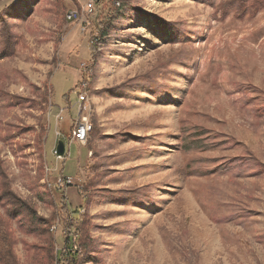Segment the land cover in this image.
I'll return each mask as SVG.
<instances>
[{
  "label": "rangeland",
  "instance_id": "obj_1",
  "mask_svg": "<svg viewBox=\"0 0 264 264\" xmlns=\"http://www.w3.org/2000/svg\"><path fill=\"white\" fill-rule=\"evenodd\" d=\"M88 1L0 0V261L264 264V0Z\"/></svg>",
  "mask_w": 264,
  "mask_h": 264
},
{
  "label": "built area",
  "instance_id": "obj_2",
  "mask_svg": "<svg viewBox=\"0 0 264 264\" xmlns=\"http://www.w3.org/2000/svg\"><path fill=\"white\" fill-rule=\"evenodd\" d=\"M102 3L109 4L116 10H120L122 7V0H90L85 5L81 6L80 9H74L66 14V21L77 22L80 21L82 17H88L95 15L99 5ZM80 101H84L83 97H80ZM92 131V125L86 117H81L72 129L71 137L68 142L71 144H78L84 146L87 142L89 134ZM60 135L56 134V137ZM56 161H62L63 157L57 156L56 152L53 154ZM68 179L63 182L59 181V184L65 183Z\"/></svg>",
  "mask_w": 264,
  "mask_h": 264
},
{
  "label": "trees",
  "instance_id": "obj_3",
  "mask_svg": "<svg viewBox=\"0 0 264 264\" xmlns=\"http://www.w3.org/2000/svg\"><path fill=\"white\" fill-rule=\"evenodd\" d=\"M4 23V21L3 20H1L0 19V31L1 30H3V27H2V24ZM166 35L167 36H169V34H167L166 33ZM93 46L91 47V49H90V56H91V58H93L94 56H95V51H96V42H94V44H92ZM3 54H4V52H3ZM3 58H4V55H3ZM89 71H90V65L88 64V66H86V72L87 73H89ZM93 133V132H92ZM91 133V134H92ZM90 134V135H91ZM78 237V236H77ZM77 239V238H76ZM74 241H75V239H71L70 237L68 238V240L66 241V244H69V247L72 245V244H74ZM68 247V248H69ZM2 250H4V248L2 247V246H0V252L2 251ZM63 253L61 252V253H59V252H56L55 253V262L56 263H60V264H78L80 261V259H76V258H80V256H77V255H73L72 254V256L69 258V259H64V257H63V255H62ZM1 260H4V259H1ZM9 259H7L6 261H0V263L1 264H6L7 263V261H8ZM12 264H14V263H12Z\"/></svg>",
  "mask_w": 264,
  "mask_h": 264
},
{
  "label": "water",
  "instance_id": "obj_4",
  "mask_svg": "<svg viewBox=\"0 0 264 264\" xmlns=\"http://www.w3.org/2000/svg\"><path fill=\"white\" fill-rule=\"evenodd\" d=\"M56 155L63 157L65 155V145L62 141H59L56 146Z\"/></svg>",
  "mask_w": 264,
  "mask_h": 264
},
{
  "label": "crops",
  "instance_id": "obj_5",
  "mask_svg": "<svg viewBox=\"0 0 264 264\" xmlns=\"http://www.w3.org/2000/svg\"><path fill=\"white\" fill-rule=\"evenodd\" d=\"M59 138H60V136H59ZM58 139V138H57ZM59 141H57V140H55V143H56V146H57V143H58ZM67 143H68V145L70 146V145H72L70 142H68V140H67ZM77 145V144H76ZM65 152H66V150H65Z\"/></svg>",
  "mask_w": 264,
  "mask_h": 264
}]
</instances>
